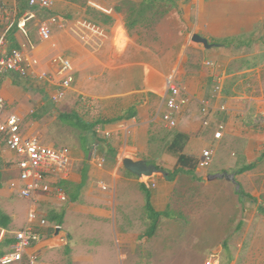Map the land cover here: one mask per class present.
I'll return each instance as SVG.
<instances>
[{
  "label": "crops",
  "instance_id": "obj_1",
  "mask_svg": "<svg viewBox=\"0 0 264 264\" xmlns=\"http://www.w3.org/2000/svg\"><path fill=\"white\" fill-rule=\"evenodd\" d=\"M1 2L14 6L13 0ZM161 4L176 7L174 0H58L52 12L39 10L27 22L40 64L28 76L0 73L5 113L20 116L23 134L48 146L63 147L66 139L59 137L73 134L71 129L81 133L70 142L69 171L47 174L42 184L49 191L39 189L33 199L11 188L19 180L20 156L0 135V229L6 231L0 258L16 231L30 223L29 211H36L38 218L30 224L42 239L29 251L39 255L41 264H205L212 254L223 264H264V0L180 3L175 14L182 12L191 39L166 47L155 44L153 31L143 27L148 11ZM51 13L103 20L110 40L93 50L57 25L51 39L44 40L38 26ZM19 19L20 14L15 25L7 18L1 23L15 47L27 43L16 25ZM194 34L213 46L194 43ZM55 56L69 58L74 66L73 85L59 101L54 98L59 77L38 78L44 71L57 75L61 66L53 62ZM208 60L220 68L208 66ZM91 72L98 78L90 80ZM171 75L190 102L177 127L165 125L171 130L165 137L155 120L161 117ZM218 78L222 90L215 98ZM81 95L95 106L93 116L105 115L111 104V120H84ZM207 103L214 109L209 126L202 113ZM220 122L224 135L216 139ZM100 128L111 136L105 139ZM180 133L186 136L181 150ZM94 142L106 156L104 164L90 156ZM210 149L216 156L211 167L188 165L173 174L180 154L198 159ZM126 158L145 160L161 171L140 177L123 166ZM148 202L157 216L149 213ZM12 264H28L27 256Z\"/></svg>",
  "mask_w": 264,
  "mask_h": 264
},
{
  "label": "built area",
  "instance_id": "obj_2",
  "mask_svg": "<svg viewBox=\"0 0 264 264\" xmlns=\"http://www.w3.org/2000/svg\"><path fill=\"white\" fill-rule=\"evenodd\" d=\"M14 6L8 7L5 2L0 3V73L15 72L22 76H28L33 67L40 64L39 59L32 53L34 43L29 37L27 22L36 16L37 11H53L58 0H13ZM100 9V5L93 4ZM20 19L17 22L18 29L26 37L27 43L20 47L12 46L8 41V30H4L1 23L3 18L12 20L15 25L17 16ZM12 17V18H11ZM57 25L61 30H69L76 35L84 45L93 49L100 50L106 47L110 40V32L106 26L97 23L86 17H77L68 19L56 13H51L48 18L42 21L38 26V32L42 39L49 40L53 34V26ZM53 62L60 64V69L55 75L52 72L44 71L38 77L39 80L55 81L57 76L58 90L55 95L57 101L63 99L71 89L74 82V66L72 61L64 56L53 57ZM208 66L220 68V64L214 60H208ZM56 77V78H55ZM217 79V85L214 88L213 97L218 98L222 90L221 83ZM168 92L161 106L162 114L160 119L168 128H175L178 125L180 116L189 105L190 98L185 88L171 77L167 81ZM7 103L0 97V135L3 137L9 150L20 156L18 161L19 180L11 182V188L18 195L33 199L35 192L39 189L49 191L48 187L42 184L45 176L49 173H67L72 165L71 150L69 147H54L42 143L38 137L25 136L22 132L23 119L17 114L6 115ZM213 107L207 103L202 108L205 116L204 125H210L211 112ZM225 124L220 122L214 134L216 139H221L224 135ZM105 139L111 136V132L100 128L99 130ZM90 156L97 163L104 164L106 156L100 152V144L94 142L90 144ZM212 156L210 150L202 153L199 160L200 168H208L211 165ZM107 189V186H104ZM57 195L62 200H67L64 192L57 188ZM38 218L36 211H29L28 219L32 223ZM27 224L16 231L14 241L10 249L0 258L2 264L21 263L27 256L28 264H41L39 255L31 253L29 248L42 239V234L34 229L31 224ZM46 224L45 219L41 220ZM6 231L0 229V240H4ZM205 264H223L218 255H210Z\"/></svg>",
  "mask_w": 264,
  "mask_h": 264
},
{
  "label": "rangeland",
  "instance_id": "obj_3",
  "mask_svg": "<svg viewBox=\"0 0 264 264\" xmlns=\"http://www.w3.org/2000/svg\"><path fill=\"white\" fill-rule=\"evenodd\" d=\"M192 1L197 2L198 0H174V3L176 4V7H174V8L171 7V5H169V4H161L159 7L150 9L148 11V15H146L147 20H146V23L143 27L145 29H147V27H150V29L153 31V33H154L153 37H156L154 40L155 44L160 45L161 47H166L167 44H169L171 42L175 43V41H179V46H182V44H186L187 42L190 41L191 33H190V29L187 25L188 23L184 19L181 11H179L178 14H175V9L179 8V10H180V3H189ZM94 8L96 10L98 9L96 7H94ZM108 8H110V7H108ZM110 11H111V8H110ZM93 21H95L97 23L104 24L103 20L93 19ZM114 44H115V50H116V47H118L117 41H115ZM184 47H185V45H184ZM109 49L111 50V46ZM183 50H185V49H183ZM120 51H123V49ZM120 51H118V52H120ZM184 59H186V57H184ZM109 66L110 65H108V67ZM108 67H106V68H108ZM109 68H111V67H109ZM96 75L97 74H95L93 72L89 73L90 80L97 79L98 77ZM133 76H136L135 72L133 73ZM171 77H173V75H171ZM105 80H107V76H105L104 81ZM164 94H161V95H164ZM160 98H161V96H160ZM159 106H160V99L158 101L157 108ZM93 108H95V106L93 104H91V102L89 100L86 99V96L81 95L80 105H79V113H80L79 115H81V117L84 120H90L93 122L98 121L99 119L100 120L101 119L102 120H105V119L111 120V104H109L107 106L105 115H103L101 112H98L96 114L97 116H93L92 115V111H93L92 109ZM107 110H108V112H107ZM155 124H157L159 126L157 128V131H159V133L161 135H164L165 137H168L170 135L171 130L167 129V127L162 122L160 117H157V119L155 120ZM71 132L73 134L68 133V135L66 134V135H64V137H59L61 140L66 139L64 141V143L59 145V146L70 147V142L73 141L75 134H78L79 132L81 133V130L75 128V129H71ZM210 152H211V156H212V162H211V165L209 167H211L216 161L215 153L211 149H210ZM234 154L235 153L233 152V155ZM201 155L199 156L198 159L194 160V164L191 166V168L193 170H205V169H201L199 167V160H200Z\"/></svg>",
  "mask_w": 264,
  "mask_h": 264
},
{
  "label": "water",
  "instance_id": "obj_4",
  "mask_svg": "<svg viewBox=\"0 0 264 264\" xmlns=\"http://www.w3.org/2000/svg\"><path fill=\"white\" fill-rule=\"evenodd\" d=\"M194 43H203L206 48H210L213 45L209 43L208 39L199 35L194 34L192 38ZM123 166L131 171L132 173L143 177L148 176L151 177L155 173L160 172L161 170L154 164H149L145 160H133L130 158H126L122 161Z\"/></svg>",
  "mask_w": 264,
  "mask_h": 264
},
{
  "label": "trees",
  "instance_id": "obj_5",
  "mask_svg": "<svg viewBox=\"0 0 264 264\" xmlns=\"http://www.w3.org/2000/svg\"><path fill=\"white\" fill-rule=\"evenodd\" d=\"M68 117H70V115H68ZM101 122H103V121H101ZM101 122H98V123H101ZM96 124L97 123H91V124L90 123H85L84 125L86 127H89L90 126V128H92ZM185 138H186V136L184 134H182V133H180V134L177 135L176 139H177V146H178V149L179 150L182 149V144H179V142H182ZM194 160L195 159L193 157H191V156H188L186 154H180V158H179V164H180V166L173 171V174L179 172V170H183V168L185 166H188L189 165L191 167L194 164ZM148 209L150 211L149 213L151 214V216H155L156 215L155 212H153L152 209H151L150 202H148ZM263 210H264V207H263Z\"/></svg>",
  "mask_w": 264,
  "mask_h": 264
}]
</instances>
